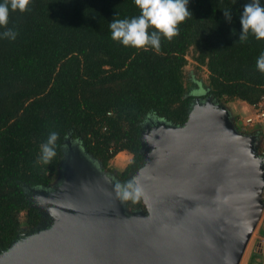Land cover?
<instances>
[{
    "label": "trees",
    "instance_id": "16d2710c",
    "mask_svg": "<svg viewBox=\"0 0 264 264\" xmlns=\"http://www.w3.org/2000/svg\"><path fill=\"white\" fill-rule=\"evenodd\" d=\"M249 0H189L192 16L160 50L125 47L111 39L112 20L139 15L134 0H31L9 12L15 39L0 35V250L23 223L36 227L41 214L25 186H48L64 158L68 134L102 169L121 152L131 162L115 172L120 185L143 164L142 124L149 115L171 125L188 120L187 53L208 72V94L218 102L249 105L264 97V72L256 67L264 40L241 42L239 15ZM264 3V0H261ZM231 11L228 22L223 11ZM57 133L56 155L45 164L41 146ZM142 211V197L123 200ZM256 253L248 264L256 260Z\"/></svg>",
    "mask_w": 264,
    "mask_h": 264
},
{
    "label": "water",
    "instance_id": "95a60500",
    "mask_svg": "<svg viewBox=\"0 0 264 264\" xmlns=\"http://www.w3.org/2000/svg\"><path fill=\"white\" fill-rule=\"evenodd\" d=\"M198 102L188 112L194 121L188 132L160 122L149 134L141 130L143 160L151 165L137 183L158 234L139 218H122L119 189L110 179H84L81 153L68 134L63 153L74 155V183L68 198L54 203L75 212L68 241L60 252L40 243L17 264H240L263 205L264 161L251 136L235 131L225 107L206 100L201 110Z\"/></svg>",
    "mask_w": 264,
    "mask_h": 264
},
{
    "label": "rangeland",
    "instance_id": "374dc122",
    "mask_svg": "<svg viewBox=\"0 0 264 264\" xmlns=\"http://www.w3.org/2000/svg\"><path fill=\"white\" fill-rule=\"evenodd\" d=\"M187 64L183 69V80L185 86V95L192 97L193 100L190 102V108L193 107L195 102L199 100V109H203L205 106V101L210 100L215 105L225 107L230 114V110L233 108V102L236 100L220 101L218 102L212 96L208 94L210 88L208 84V72L205 66L198 64L195 60L194 49H189L187 53ZM242 106V105H239ZM189 108L190 112L191 109ZM252 113V109L240 110L235 118L231 117L230 121L233 124L235 131L242 136L250 137L253 139L254 148L256 150V155L263 159L264 161V125H252L244 127L242 124L243 119L248 117ZM156 122L164 124L166 129L169 131L188 132L194 129L193 117L190 114V118L182 125H171L163 119L156 118L153 115H149L142 125V130L144 133L149 134L155 126ZM67 137V136H66ZM67 142L71 143L73 147H77L76 150L80 151L81 155H78V162H82L84 166V179H91L92 181L104 184V180H108L110 183H115L116 186L120 185L118 181L114 178L115 172L123 171L126 166L131 162V155L127 152H121L117 154L112 160L109 161L108 167L102 169L99 163L88 155L80 142L66 138ZM151 163L148 160H144L143 165L137 171L131 173L133 181L137 183L140 175L146 172L150 168ZM264 165V164H263ZM147 168V169H146ZM75 171L74 155H69L66 151L64 152V158L60 163L59 168L55 172L52 182L48 186H35L31 187V190L26 188L25 192L27 197L36 208L40 209L41 221L40 223L32 228L28 229L23 223L19 234L14 239L16 244L14 247L11 245L5 249L0 250V264H17L22 258V254L30 255L33 250L37 249L43 242H46L55 252H60V247L66 246L68 241V233L70 227L75 220V212L71 209H60L55 206V202H62L64 199L68 198L70 193V188L72 190V184L74 179L72 175ZM264 175V169H263ZM104 178L106 179H102ZM264 182V177H263ZM115 186V188H116ZM119 189V188H118ZM64 193L66 195H64ZM119 193V190H118ZM142 201L143 210L130 212L124 207V203L118 194L119 204L123 209L122 218L126 219L128 222H132L134 219L139 218L144 225L148 224V229L152 232L150 234H158L159 224L153 217V209L148 201L146 193L143 191ZM261 200L264 201V187L261 194ZM155 216V215H154ZM264 225V203L261 207L260 217L258 219L257 225L248 241L244 255L240 264H244L245 257H247L250 249H253L256 241L257 228ZM66 240V241H65ZM19 245V247H17ZM18 248V251H16ZM14 251L13 253H11ZM5 260H2L4 259Z\"/></svg>",
    "mask_w": 264,
    "mask_h": 264
},
{
    "label": "clouds",
    "instance_id": "9594fccd",
    "mask_svg": "<svg viewBox=\"0 0 264 264\" xmlns=\"http://www.w3.org/2000/svg\"><path fill=\"white\" fill-rule=\"evenodd\" d=\"M30 2L31 0H0V27L8 24L10 10L23 13L28 9ZM188 3L189 0H134L139 15L112 20L109 24L111 39L125 47L159 51L161 38L170 41L179 34V25L192 16ZM223 15L231 22L230 10L223 11ZM239 23L241 42L246 41L249 35L257 40H264V3L261 0H249L245 3L239 15ZM0 35L15 39L16 33L12 29H6ZM256 67L264 72V53L257 58ZM56 140L57 133L51 132L47 141L42 144L43 163H50L56 155ZM117 187L123 200L135 203L143 195L142 187L133 181Z\"/></svg>",
    "mask_w": 264,
    "mask_h": 264
},
{
    "label": "crops",
    "instance_id": "0c3cea01",
    "mask_svg": "<svg viewBox=\"0 0 264 264\" xmlns=\"http://www.w3.org/2000/svg\"><path fill=\"white\" fill-rule=\"evenodd\" d=\"M262 106L264 107V101L261 103ZM233 108L230 110V115L231 117L235 118L238 114H240V110H246L250 109L251 105L247 104L246 102L243 101H234L233 102ZM242 105V106H239ZM264 203V201H263ZM256 241L253 249H250L248 252V256L245 257L244 264H248L250 261V257L253 253H256V260L252 264H264V225L260 226L257 228V233H256Z\"/></svg>",
    "mask_w": 264,
    "mask_h": 264
},
{
    "label": "built area",
    "instance_id": "2783aa9c",
    "mask_svg": "<svg viewBox=\"0 0 264 264\" xmlns=\"http://www.w3.org/2000/svg\"><path fill=\"white\" fill-rule=\"evenodd\" d=\"M263 101L264 97L259 103L251 105L252 113L242 121L244 127L252 125H264V107L261 104Z\"/></svg>",
    "mask_w": 264,
    "mask_h": 264
}]
</instances>
